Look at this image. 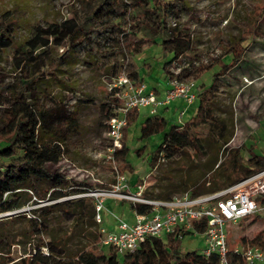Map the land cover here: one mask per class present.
Segmentation results:
<instances>
[{"label":"rangeland","instance_id":"374dc122","mask_svg":"<svg viewBox=\"0 0 264 264\" xmlns=\"http://www.w3.org/2000/svg\"><path fill=\"white\" fill-rule=\"evenodd\" d=\"M91 1L0 0V17L11 18L17 23L16 39L22 41L32 34L33 25H47L71 15L81 16L88 11ZM187 1L192 6V12H181L178 26L189 34L190 43L184 54L193 66L185 70L183 76L192 82L199 77L206 84L213 83L212 73L219 69V61L226 63L231 60V47L234 43L243 46L241 59L226 67V72L216 80L214 91L217 92L213 96L216 100V113L225 117L232 132L228 144L222 147L218 142L208 141L204 143V149L196 145L186 146L168 159H161L155 167H150L152 153L159 145L163 133L171 124L189 120L199 104L197 99L186 106L184 100L176 98L170 101L167 110L157 108L166 118L165 128L143 138L140 137V126L146 108H140L137 118L124 130L123 138L128 148L126 162L109 159L106 151L109 144L106 119L101 103L108 97L111 75L137 70L148 88L161 86L166 74L164 62L170 58V54L164 53L159 43H154L145 46L132 57L118 54L114 58H97L89 63L83 52H79L76 61L61 65V72H57L58 77L67 82L66 86L69 83L68 87L72 90L54 79L49 72L44 73L49 81L41 83L38 88L42 103L48 105L52 98L62 96L68 110L74 111L77 117L65 141L67 155L58 163H47L49 170L84 183L86 189H111L118 175H122L130 190H135L138 184L143 183V191L148 194L161 195L174 190L172 195H176L188 190V183L192 179L208 181L212 172L208 171L210 167L206 163L215 156L221 160L226 159L230 151L240 145L264 154V0ZM12 51V48H8L0 52V75L5 80H11L14 74ZM62 51L61 47L52 49V57H57ZM108 65L112 69L107 68ZM180 110H183L182 114H179ZM139 148L142 150L137 153ZM242 151L246 152L245 149ZM76 194L62 196L57 200H67L76 197ZM51 202H29L19 212L38 222L42 221V238H51L66 253L88 245L91 234L98 237L97 244L101 245L100 229H111L118 218L127 220L131 211L130 200L106 196L100 213L102 222L93 226L85 222L79 230L78 226L73 225L70 214L59 209L43 219L38 207ZM34 208L35 212L32 210ZM34 225H29L26 219L15 218L13 213L0 212V263L27 264L38 240V233L32 235L31 232ZM262 229V219L249 218L235 225L228 224V244L230 247L241 244L243 238L251 239ZM165 238L166 235H163L162 239ZM101 246L105 252L110 248V245ZM204 246L200 235L187 233L181 239L180 249L199 250ZM121 254L119 251L118 255ZM253 264H264V261Z\"/></svg>","mask_w":264,"mask_h":264},{"label":"trees","instance_id":"16d2710c","mask_svg":"<svg viewBox=\"0 0 264 264\" xmlns=\"http://www.w3.org/2000/svg\"><path fill=\"white\" fill-rule=\"evenodd\" d=\"M183 11L192 12V6L187 0H92L85 14L71 15L47 25L35 24L31 29L32 34L22 41L16 39L17 23L11 18L0 17V52L12 48L14 62L11 80H5L0 75V212L20 209L29 202L52 200L38 207L43 219L59 209L70 214L73 225L78 226L79 230L85 222L89 226L97 224L91 197L76 196L57 200L86 190L84 183L73 181L46 167L47 163H58L67 155L65 141L77 117L74 111L68 110L62 96L52 98L48 105L42 103L38 95L39 85L49 81L44 76L45 72H49L54 79L68 87L69 83L66 86L67 82L58 77L57 72H61V65L76 61L79 52H83L88 58L86 62L91 63L97 58H114L118 54L132 57L145 46L154 43H159L164 53L170 54V58L164 62L165 76L171 73L169 66L172 62H187L186 66L180 65L178 73L179 77L187 78L183 72L193 65L184 54L189 47V34L178 26ZM59 47L62 53L52 57V49ZM231 50V60L226 63L219 61V69L212 73L213 83L207 87L202 85V89L196 92L199 104L194 116L184 123L171 124L163 133L159 145L152 153L150 167H155L161 159H168L186 146L196 145L204 149V143L208 141L218 142L222 147L228 144L232 132L225 117L216 113V100L213 96L217 92L214 91L216 80L226 72V67L241 59L243 46L234 43ZM45 62L51 70H48ZM107 68L112 69V66L108 65ZM126 74L135 82L142 81L135 80L139 78L137 70L131 69ZM118 75L115 73L111 78ZM82 97L87 98L84 95ZM106 98L101 103L105 119L110 115L115 100L109 95ZM137 116L138 110H130L127 125ZM166 122V118L157 112L149 114L141 123L140 137L162 131ZM243 149L247 153L246 157L241 152ZM141 150L139 148L136 151L140 153ZM127 151L122 138L114 160L126 162ZM209 160L206 164H209L211 177L208 181L190 180L188 190H185L190 195L214 192L264 169V154L243 148L242 145L231 150L226 159L221 160L215 156ZM41 182L47 184L42 185ZM173 191L161 195L143 191L142 196L167 199L174 195ZM130 208L137 212H148L150 205L131 202ZM32 210L35 212L36 208ZM13 215L15 218L26 219L29 225L34 223L32 235L38 233V240L27 264H218V255L214 252L203 255L198 250L182 251V238L175 235H167L165 239L149 236L137 249L123 252L119 256V252L111 245L107 252L103 251L102 246L97 244L98 237L91 234L88 245L66 253L51 238H42V221L26 217L19 211ZM242 242L264 243V229L251 239L243 238ZM227 260L229 264H246L242 256L231 249L227 253Z\"/></svg>","mask_w":264,"mask_h":264},{"label":"built area","instance_id":"2783aa9c","mask_svg":"<svg viewBox=\"0 0 264 264\" xmlns=\"http://www.w3.org/2000/svg\"><path fill=\"white\" fill-rule=\"evenodd\" d=\"M181 64L188 65L187 62L177 64L174 61L169 66L171 73L166 76V87L161 95H157L143 81L135 82L125 72L111 79L108 95L115 100L106 119V135L109 141L106 151L109 159L114 160L116 150L121 147L130 110L147 107L152 114L157 112L158 107L166 106L176 98L184 100L186 105L195 100L194 82L178 76ZM143 190V183L138 184L135 190H130L124 177L118 175L111 189H86L76 194L93 198L96 222L102 221L100 213L106 196L150 205L148 212L133 210L132 222L118 218L115 230L102 227L101 245H111L122 253L132 252L149 236L175 235L182 238L186 232H190L203 238L205 246L198 251L203 255L216 253L218 264H229V249L240 254L246 264L264 261V243H241L230 247L226 230L228 224L235 225L245 219L264 220V169L214 192L200 195L193 196L184 191L167 199H151L142 196ZM19 210L7 212L14 213Z\"/></svg>","mask_w":264,"mask_h":264},{"label":"crops","instance_id":"0c3cea01","mask_svg":"<svg viewBox=\"0 0 264 264\" xmlns=\"http://www.w3.org/2000/svg\"><path fill=\"white\" fill-rule=\"evenodd\" d=\"M239 61V60H238ZM237 61V62H238ZM164 76V75H163ZM138 77H139V79H142L140 76H139V74H138ZM142 81H143V79H142ZM194 82H195V86H196V84H199L198 86H196V88H195V90H196V92L197 91H199V90H201L202 89V85L203 86H205V87H207V86H209L210 84H211V82L210 83H208V84H206V82H204V81H202L201 80V78H197L196 80H194ZM197 82H199V83H197ZM215 85V84H214ZM165 87H166V79H165V76H164V83L163 84H161V86H159V85H157V86H153V87H151V88H153L155 91H156V93H157V95H161L162 93H163V90L165 89ZM181 100V99H180ZM197 100V97H196V99L194 100V101H196ZM193 101V102H194ZM192 104V103H191ZM186 106H188V105H186ZM146 108V114H145V116H144V118L146 117V116H148L149 114H150V111H149V108H147V107H145ZM190 108V106L186 109V110H188ZM162 109H168V105H166V106H163L162 107ZM197 109V108H196ZM196 109H195V111H194V114L196 113ZM182 112H183V110H180V112H179V114H182ZM157 113L158 114H161L160 113V111L159 110H157ZM138 114H139V110H138ZM194 114L191 116V118L194 116ZM161 115H163V114H161ZM143 118V119H144ZM191 118H189V120L191 119ZM181 123H184V122H179V123H177V124H181ZM125 133V132H124ZM242 152V154H243V156L244 157H246L247 155V153L246 152H244V151H241ZM137 182H138V180H137ZM136 182V183H137ZM136 183H134V185L136 184ZM132 190V189H131ZM133 191V190H132ZM131 211H130V213H129V218L126 220V221H128V222H132L133 220H134V212H133V210L132 209H130ZM102 222V221H101ZM116 222L117 221H115V223L114 224H112V228L111 229H108V230H115L116 229ZM104 228V227H103ZM105 229V228H104ZM107 230V229H106Z\"/></svg>","mask_w":264,"mask_h":264}]
</instances>
